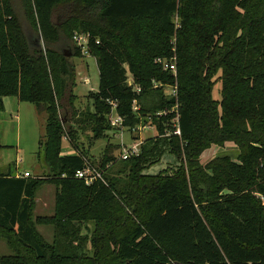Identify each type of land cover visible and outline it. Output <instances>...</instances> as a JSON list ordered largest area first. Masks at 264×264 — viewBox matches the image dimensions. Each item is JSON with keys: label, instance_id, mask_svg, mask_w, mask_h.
<instances>
[{"label": "trees", "instance_id": "16d2710c", "mask_svg": "<svg viewBox=\"0 0 264 264\" xmlns=\"http://www.w3.org/2000/svg\"><path fill=\"white\" fill-rule=\"evenodd\" d=\"M75 33L90 35L99 73L93 112L80 115L69 60L81 55ZM173 56L175 79L155 63ZM127 73L139 94L127 87ZM152 82L176 83L180 138H160L175 114H154L175 102ZM4 97L47 115L39 147L48 175H0V238L13 252L0 264H264V0H0ZM134 100L159 137L145 140L128 161L107 150L96 168L104 183L86 186L75 178L87 161L76 130L106 138L108 102L134 127ZM63 137L75 155L60 156ZM226 142L236 145L235 159L202 163L206 151ZM165 154L177 166L148 174ZM44 185L56 188L55 212L33 221ZM36 225L54 228L52 246Z\"/></svg>", "mask_w": 264, "mask_h": 264}, {"label": "rangeland", "instance_id": "374dc122", "mask_svg": "<svg viewBox=\"0 0 264 264\" xmlns=\"http://www.w3.org/2000/svg\"><path fill=\"white\" fill-rule=\"evenodd\" d=\"M17 12L20 14L18 2L16 4ZM71 41V40H70ZM35 44L42 46L41 39H37ZM70 63L75 67L76 81L73 89L74 103L73 109L77 115L86 112H93L92 95L97 94L99 87V73L95 58L84 55H77L70 58ZM54 85H58L60 75L58 67L56 76L53 78ZM220 85L216 84L213 91V97L220 100ZM0 106V172H6L8 169L15 172V167L22 175L24 171L30 174V178H44L48 175L43 162L42 144L45 140V126L47 115L39 111L34 105L29 103H21L15 98H1ZM63 114L61 113V118ZM70 121V115L67 116ZM72 123V121H71ZM72 125V124H68ZM74 128V127H73ZM76 130V128H74ZM77 140L76 146L78 152L86 157L87 162L97 168L104 153L109 150L110 154L119 161V147L116 132L107 133V137L101 140H93L92 134L88 128L85 131L76 130ZM150 131L144 132L143 137L147 140L150 138ZM128 144V137L124 138ZM76 151L69 145L68 140L64 137L61 140L60 156H73ZM238 150L233 142H226L224 147L213 146L202 155V163L222 156H229L235 159ZM6 164L7 168H2ZM177 166L175 159L169 154H165L161 162L152 166L147 173L155 175L162 170L174 169ZM55 191L54 185H44L35 194L34 206L32 211V220L40 217H52L55 212ZM264 199V198H262ZM88 227H92L90 223ZM36 232L42 239V243L52 246L55 232L52 226L36 225ZM80 236L86 235V230L81 229ZM68 247L72 244L66 241ZM91 253V251H89ZM13 255L12 250L6 241L0 238V257Z\"/></svg>", "mask_w": 264, "mask_h": 264}, {"label": "built area", "instance_id": "2783aa9c", "mask_svg": "<svg viewBox=\"0 0 264 264\" xmlns=\"http://www.w3.org/2000/svg\"><path fill=\"white\" fill-rule=\"evenodd\" d=\"M73 45L80 50V53L84 56H89V45L92 43V39L89 34L84 33H75L72 37ZM95 45H98V41H94ZM174 45V40L172 41ZM175 52V49H173ZM155 63L158 64L163 72H168L172 75V77L176 78V57L173 56L170 59H162L158 58L155 60ZM127 87L131 88L136 94L141 92V89L134 85L133 79L129 73H127L126 80ZM152 86L154 89L161 88L164 91V96L175 102L174 106L170 109H163L154 114V117L157 119L166 117L169 114H175L174 118L170 121L172 130H165L164 134L160 136V138H169L173 137H181V131L179 127V114H178V104H177V85L174 83L173 85H163L156 82H152ZM110 106V112L107 116L108 124L111 128V132L117 133L118 138V147L119 149V160L120 161H128L129 159L136 158L140 156L142 152V147L145 142V138L142 136L144 132L150 131L151 135L149 139L159 137L157 135L156 127L152 122V116L147 115L145 117H139V107L136 100L132 103V112L139 119L138 124L134 127H126L125 119L121 117L117 113V104L115 102H108ZM167 124H165L166 126ZM128 137V144H126L124 138ZM20 178H30V174L28 172L23 173ZM75 178L81 180L85 183L86 186H91L96 181H101L104 183L101 173L87 161H85V168L77 171L75 174Z\"/></svg>", "mask_w": 264, "mask_h": 264}, {"label": "crops", "instance_id": "0c3cea01", "mask_svg": "<svg viewBox=\"0 0 264 264\" xmlns=\"http://www.w3.org/2000/svg\"><path fill=\"white\" fill-rule=\"evenodd\" d=\"M2 168H7L6 167V164L2 166ZM18 169L15 167V172H11V170H7L6 172H0V175H3V176H8L10 178H20V176L22 175L19 171H17ZM27 172V171H24V173Z\"/></svg>", "mask_w": 264, "mask_h": 264}, {"label": "water", "instance_id": "95a60500", "mask_svg": "<svg viewBox=\"0 0 264 264\" xmlns=\"http://www.w3.org/2000/svg\"><path fill=\"white\" fill-rule=\"evenodd\" d=\"M70 54L69 53H67V54H65V57H68V58H70Z\"/></svg>", "mask_w": 264, "mask_h": 264}]
</instances>
